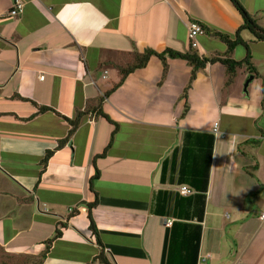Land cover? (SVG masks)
<instances>
[{"label":"crops","instance_id":"crops-1","mask_svg":"<svg viewBox=\"0 0 264 264\" xmlns=\"http://www.w3.org/2000/svg\"><path fill=\"white\" fill-rule=\"evenodd\" d=\"M21 1L14 19V0H0V247L47 254L43 264H167L165 221L195 211L181 202L182 153L201 139L192 134H207L218 155L198 264H264V42L242 29L234 5ZM239 1L264 29V0ZM191 22L232 41L239 33L248 45L230 56L250 62L232 84L219 61L185 97L191 66L168 59L164 78L157 57L123 82L121 61L136 64L135 54L190 53ZM198 44L203 58H227L218 38L205 34Z\"/></svg>","mask_w":264,"mask_h":264},{"label":"trees","instance_id":"trees-1","mask_svg":"<svg viewBox=\"0 0 264 264\" xmlns=\"http://www.w3.org/2000/svg\"><path fill=\"white\" fill-rule=\"evenodd\" d=\"M234 7L241 13L244 19L243 30L250 31L255 39L260 42H264V29L259 26L257 21L253 19L252 16L248 14L243 5L239 0H229ZM200 24V23H199ZM203 30L205 34H209L212 37L218 38L223 41L228 46L227 58L225 60L220 59H206L201 57L196 51L192 49V51L188 54H181L173 51H167L164 54H157L156 52H146L142 56H135L136 64L127 67V69H121L120 73L123 78V82L127 76L136 70L143 69L147 66L150 59L152 57H157L163 63L164 66V78L169 73V64L168 59H179L187 61L189 66L192 68V76L190 83L186 89L185 97H188V93L192 88L193 83L197 79L198 73L205 69L209 64H215L216 62H222L224 66L227 68L228 81L227 85L233 83L238 70L241 69L244 65L249 66L250 62L247 60L246 62H237L230 58L233 54L234 50L241 45L248 46L240 37L238 33L237 39L232 41L230 36L221 34L219 32L210 30L209 28L203 26ZM189 111V108H186L185 114ZM196 135L201 138L196 142L195 146H193V153H189V150L184 149L182 153V162H181V177L183 175L185 182L181 185H188L191 188L195 195L184 198L181 197V202L189 206L190 211L195 208L194 214L182 215L179 214L176 217V222L173 224L171 229V238L170 245L168 250V259L167 264H198L199 263V253L202 241V233H203V222L205 218V210H206V195L208 193L209 188V180H210V169L213 155V147L215 142V136L212 135ZM174 155H178V151L174 153ZM191 157V158H190ZM48 161V157L45 159V162ZM205 162V163H204ZM190 167L187 171V167ZM189 179V180H188ZM90 210V221H91V231L95 235L98 234L97 228L95 226V222L92 215V209L96 207V205H89ZM191 213V212H190ZM61 231L57 230L55 239L61 237ZM47 257V254H43L42 256L35 258L38 260V264H43Z\"/></svg>","mask_w":264,"mask_h":264},{"label":"built area","instance_id":"built-area-1","mask_svg":"<svg viewBox=\"0 0 264 264\" xmlns=\"http://www.w3.org/2000/svg\"><path fill=\"white\" fill-rule=\"evenodd\" d=\"M24 10H25V4L21 1V0H14L13 6L9 12V17L14 18V19H18L20 18L23 14H24ZM189 28V38L191 41V48L193 50H197L198 49V40L201 36L205 35V32L203 30V27L197 23V22H191L188 25ZM219 125L216 124L215 129H214V133L219 136V129H218ZM181 195L186 196V197H190L192 195L195 194V192L189 188V187H182L180 190ZM262 220H264V215L262 216ZM174 224L173 220H166L165 221V226L167 228H172Z\"/></svg>","mask_w":264,"mask_h":264},{"label":"rangeland","instance_id":"rangeland-1","mask_svg":"<svg viewBox=\"0 0 264 264\" xmlns=\"http://www.w3.org/2000/svg\"><path fill=\"white\" fill-rule=\"evenodd\" d=\"M121 63L124 64L123 66H132L134 57L124 59ZM0 264H38V260L31 257L12 255L0 247Z\"/></svg>","mask_w":264,"mask_h":264},{"label":"clouds","instance_id":"clouds-1","mask_svg":"<svg viewBox=\"0 0 264 264\" xmlns=\"http://www.w3.org/2000/svg\"><path fill=\"white\" fill-rule=\"evenodd\" d=\"M235 149V144L233 143L232 145H231V150H234ZM214 155H218L216 152H215V150H214V153H213Z\"/></svg>","mask_w":264,"mask_h":264},{"label":"water","instance_id":"water-1","mask_svg":"<svg viewBox=\"0 0 264 264\" xmlns=\"http://www.w3.org/2000/svg\"><path fill=\"white\" fill-rule=\"evenodd\" d=\"M251 79H252V78H251ZM251 79L249 80V82H247V84H246V88L248 87V85H249V83H250Z\"/></svg>","mask_w":264,"mask_h":264}]
</instances>
